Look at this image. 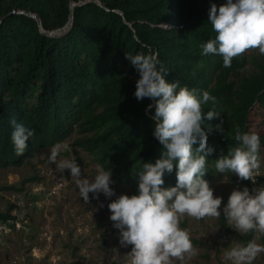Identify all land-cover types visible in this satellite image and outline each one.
Here are the masks:
<instances>
[{
	"label": "trees",
	"instance_id": "16d2710c",
	"mask_svg": "<svg viewBox=\"0 0 264 264\" xmlns=\"http://www.w3.org/2000/svg\"><path fill=\"white\" fill-rule=\"evenodd\" d=\"M224 2L0 0V167L19 166L36 150L78 132L74 144L137 194L136 174L142 164L155 163L162 146L153 136L155 102L134 96L139 74L126 56L158 53L166 80L215 97L203 110L219 117L205 127L223 120L224 133L207 134L214 151L206 157L204 179L224 175L216 172L215 160L238 146L236 128L260 136L264 170V59L242 76L245 54L230 68L223 67L222 57L202 54L201 45L215 36L208 10ZM70 14V26L62 30ZM12 121L35 130L23 155L11 142ZM175 171L174 162L162 187L175 186ZM8 217L0 212V220ZM224 220L221 215L219 224ZM253 235L241 234L242 244Z\"/></svg>",
	"mask_w": 264,
	"mask_h": 264
},
{
	"label": "clouds",
	"instance_id": "9594fccd",
	"mask_svg": "<svg viewBox=\"0 0 264 264\" xmlns=\"http://www.w3.org/2000/svg\"><path fill=\"white\" fill-rule=\"evenodd\" d=\"M208 22L215 36L201 45L202 54L222 57L223 67L230 68L233 60L248 50L258 49L264 55V0H225L219 7L212 4ZM126 59L139 74L135 83L136 99L148 98L155 102L151 117L153 136L162 146L155 163L142 164V170L136 174L137 194L116 196L110 187L111 171L100 164L96 165V174L90 180L82 176L75 159L58 161L61 152L70 150L67 144L53 147L47 159L56 165L57 172L69 170L85 204L90 203L89 193L97 200L100 193L106 198L116 196L107 204L109 219L118 229L120 246H131L129 264H173V260L183 261L186 256L197 254L189 232L180 227L183 217L197 221L221 217L223 198L214 196L204 176L206 157L214 151L207 145V134L217 131L223 135V120L216 125L207 123L205 127V121L219 117L214 110L207 113L203 110V105L214 103L215 97L207 91L181 87L179 81L166 80L167 70L158 53H138ZM147 107L151 110L153 105ZM12 124L11 142L15 152L23 155L35 130L15 121ZM235 140L238 146L215 160V170L224 175L234 173L239 180L256 184L261 168L260 136L236 128ZM197 143L199 146L193 148ZM174 162L175 186L164 188L163 177L165 173H172ZM222 213L228 225L239 233L264 234V187L233 189ZM262 253L264 245L250 240L227 249L224 260L230 264H253Z\"/></svg>",
	"mask_w": 264,
	"mask_h": 264
},
{
	"label": "rangeland",
	"instance_id": "374dc122",
	"mask_svg": "<svg viewBox=\"0 0 264 264\" xmlns=\"http://www.w3.org/2000/svg\"><path fill=\"white\" fill-rule=\"evenodd\" d=\"M245 57L242 76L253 72L255 62L264 59L258 49L248 50ZM81 135L74 132L57 144H67L70 149L57 159H75L82 176L91 180L97 164L74 144ZM55 146L36 150L19 166L0 167V212L14 217L13 224L0 220V264H129L131 246H120L107 204L118 195H134L132 189L112 179L110 187L116 196L106 198L100 193L97 200L89 193L90 203L85 204L69 170L59 173L56 165L48 162L47 156ZM232 180L226 175L207 180L214 196L223 198L221 215L230 192L239 190ZM180 227L198 240L194 245L197 254L183 261L173 260V264H230L224 260L225 251L243 245L241 233L226 219L222 226L219 218L197 221L185 216ZM252 241L264 245V234L254 233ZM253 264H264V253Z\"/></svg>",
	"mask_w": 264,
	"mask_h": 264
},
{
	"label": "built area",
	"instance_id": "2783aa9c",
	"mask_svg": "<svg viewBox=\"0 0 264 264\" xmlns=\"http://www.w3.org/2000/svg\"><path fill=\"white\" fill-rule=\"evenodd\" d=\"M232 182L238 184L239 190H242L244 187L249 188V190H251L254 187H264V170L260 168V175L256 178V184H253L252 182L246 180H239V178L233 179ZM1 221H7L9 224H13L14 217L11 216ZM1 228H2V224L0 222V229Z\"/></svg>",
	"mask_w": 264,
	"mask_h": 264
},
{
	"label": "water",
	"instance_id": "95a60500",
	"mask_svg": "<svg viewBox=\"0 0 264 264\" xmlns=\"http://www.w3.org/2000/svg\"><path fill=\"white\" fill-rule=\"evenodd\" d=\"M73 5V3H71V6ZM31 16H33V17H35L36 19H38V16H36V15H31ZM71 19H72V16H71V14H70V20H69V22L62 28V30H65L67 27H69L70 26V23H71ZM61 31V30H60ZM52 33H55V31H53V32H51V34Z\"/></svg>",
	"mask_w": 264,
	"mask_h": 264
}]
</instances>
